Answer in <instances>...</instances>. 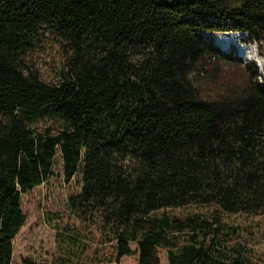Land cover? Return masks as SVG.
Masks as SVG:
<instances>
[{
	"label": "trees",
	"instance_id": "trees-1",
	"mask_svg": "<svg viewBox=\"0 0 264 264\" xmlns=\"http://www.w3.org/2000/svg\"><path fill=\"white\" fill-rule=\"evenodd\" d=\"M217 32L264 42V0H0V264L57 155L115 264H259L224 216L264 214V80ZM48 36L54 83L26 62Z\"/></svg>",
	"mask_w": 264,
	"mask_h": 264
},
{
	"label": "rangeland",
	"instance_id": "rangeland-1",
	"mask_svg": "<svg viewBox=\"0 0 264 264\" xmlns=\"http://www.w3.org/2000/svg\"><path fill=\"white\" fill-rule=\"evenodd\" d=\"M207 41L215 38L232 39L230 45L216 41L214 45L223 53L239 57L242 63L252 62L258 68L260 82L264 80V42L256 43L240 32L205 33ZM227 42V41H226ZM250 52H254L253 55ZM260 58V59H259ZM65 54L60 43L48 36L26 57V62L46 82H56L64 65ZM257 61H261V70ZM57 123V122H56ZM53 120H41L39 127L57 124ZM81 187L78 172L66 183L62 177L58 155L52 174L39 186L21 196L24 225L12 240L11 264H60L69 253L74 264H115L113 245L106 242L97 225L79 218L69 206V198ZM199 207L175 210L176 214L201 211ZM225 220L238 227L237 240L251 249L254 262L264 261V214L225 215ZM134 249L135 245H131ZM159 264H168L164 249H157ZM117 264H137V254L123 256Z\"/></svg>",
	"mask_w": 264,
	"mask_h": 264
},
{
	"label": "bare ground",
	"instance_id": "bare-ground-1",
	"mask_svg": "<svg viewBox=\"0 0 264 264\" xmlns=\"http://www.w3.org/2000/svg\"><path fill=\"white\" fill-rule=\"evenodd\" d=\"M215 39H216V40H214L215 43H216V41H221V42H225V43H227V44L230 45V42H232V39L229 40V38H228V39L225 40V37H219V38H215ZM226 41H227V42H226ZM216 45H217V43H216ZM253 53H254V52H250L251 55H253ZM259 59H260V58H259ZM257 62H258V65L260 66V68H261V70H262V68H263V64H262V62H261V61H257Z\"/></svg>",
	"mask_w": 264,
	"mask_h": 264
}]
</instances>
